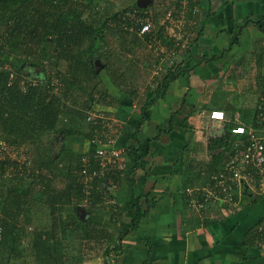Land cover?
Instances as JSON below:
<instances>
[{
  "label": "trees",
  "instance_id": "1",
  "mask_svg": "<svg viewBox=\"0 0 264 264\" xmlns=\"http://www.w3.org/2000/svg\"><path fill=\"white\" fill-rule=\"evenodd\" d=\"M94 2L95 0H0V130L12 150H20L23 149L21 145L30 146L33 143L37 150L33 148L30 150L31 154L35 156L38 153L39 158L37 171L33 169L29 174L24 173L27 177H22L18 183L9 185V182H4L0 185V224L3 227L0 264H20V260L28 257L39 264H65L69 259L65 245L62 244L65 239L79 241V249L72 253L79 255L80 262L84 263L101 255L106 256L108 261L113 250L118 255L123 252L124 237L134 231L148 214L149 209H144L141 202L145 198L149 199L148 193L136 195L133 189L132 197L125 205L121 201L106 205L108 215L115 218L114 221L111 218L107 220L108 215L103 214L105 206L102 207V204H107L109 198L113 197L108 191V180L115 179L123 172L121 169L116 171L117 168L113 169L115 172L109 170L105 176L96 178L92 183V192L87 194L77 172L82 174L81 159L84 155H91L93 148L79 154L68 144L71 140L76 141L77 136L88 138V134L76 125L77 121L87 117L85 109L96 102L111 104L108 88L99 87V83H104L102 70H106L110 80L129 98H134L138 93L139 89L129 87L131 83L126 73L117 72L114 62L109 61L112 54L108 48L105 49L106 33L111 32L118 37L120 51L125 55L136 56L138 51L148 47L150 40L170 46L172 42L166 38L165 25L159 21L170 9L150 15L148 11L156 8L155 0L150 4H155L152 8H140L135 0L113 13L106 11L104 17L93 15L84 18V12L91 9ZM179 4L180 0L175 6ZM134 11L137 19H132L129 15ZM153 17L158 19L159 27L141 35L140 27ZM259 22H262V19ZM238 36L239 33H235L231 44L238 42ZM10 50H22L26 57L15 55V60L9 61L6 56H10ZM97 58L103 61L102 70L93 64ZM117 59L121 61L120 57ZM46 61L50 66L58 68L56 73H47L49 70ZM62 63H65L64 69L60 67ZM187 64L190 65V60ZM189 67L191 68V65ZM189 67H183L177 72L169 70L157 86L156 96L177 77L185 74L186 68L190 70ZM87 82L90 83L89 86L86 85ZM57 87L62 94L53 92ZM74 89L87 94L83 109L70 107L65 101ZM141 112V120L137 126L127 124L121 128V134L125 135V152L129 153L136 166L141 157H133L131 153L141 149L138 146V133L144 119L149 117L144 108ZM251 116L250 121L253 120ZM90 124L94 126L93 123ZM98 124L100 126L102 123ZM234 125L237 124L227 122L225 134L212 139V149L220 151L211 157L213 166L209 174L220 171L227 152L236 148V138L230 132ZM52 133L61 134L64 138L56 155L52 154V144L46 143V136ZM129 138L135 139L137 145L129 146ZM4 164L7 165V161H2V168ZM13 165L18 166V163L15 161ZM25 170L27 173L28 169ZM1 175L5 178L4 174ZM115 180L118 182V178ZM246 194L250 192L245 191ZM254 194L257 196L251 199L250 204L257 205L264 193ZM84 200L90 202L86 206V216H82L78 211ZM32 207L48 209L50 227L36 226L40 228H35L31 233L25 230L24 223L28 225L37 219ZM148 207H152L150 202ZM126 209L131 210L128 221L124 219L126 215H123L126 214ZM189 209L197 212L198 216L205 210L195 207ZM197 219L199 220L200 216L192 217L190 222L195 224ZM118 222L121 224V231L116 235V241L112 242L115 234H110L108 223L118 225ZM263 227L264 214L247 231L245 245L250 246V249L254 247V253L260 244H264ZM110 264L116 263L111 260Z\"/></svg>",
  "mask_w": 264,
  "mask_h": 264
},
{
  "label": "crops",
  "instance_id": "2",
  "mask_svg": "<svg viewBox=\"0 0 264 264\" xmlns=\"http://www.w3.org/2000/svg\"><path fill=\"white\" fill-rule=\"evenodd\" d=\"M190 5L199 7L193 17L197 26L190 44L177 48L173 41L167 46L160 41L150 40L148 43L151 46L160 43L164 52L161 57L156 54L155 60H146L147 67L160 65L159 70L154 68L158 75L154 83L143 88V96L139 93L141 89L131 83V89L139 90L134 98H129L111 81L116 88L115 93L110 92L111 104L96 102L85 113L88 117L92 110H103L99 105L111 108L112 113L104 112L94 126H91L87 117L78 122L80 130L88 134V138H84L90 147L81 151L78 139L68 144L79 154L85 153L94 148V141H97L95 137L104 139L102 130L108 126L104 122L105 116L114 114L117 122L135 127L141 120L143 108L149 115L138 133V146L141 149L131 153L133 157H141L138 165L127 152L116 170L121 169L123 172L116 177L118 182L116 178H111L112 182L108 180V191L113 196L107 201L110 204L121 201L125 205L132 197L133 189L136 195H149V199L141 201L144 209H149L148 214L134 231L124 237L123 252L118 255L113 250L109 254V257L114 254L113 261L116 264H264V244H260L255 253L252 251L254 247L250 249V246L245 245L250 226L242 223V217L251 219L252 207L260 203L250 204L251 199L257 196L254 193H264L260 183L244 185L235 208H228L227 204L209 205L202 215L199 214L200 219L195 224L190 219L199 216L189 209L191 195L188 192V188L198 189L209 180L210 175L205 180L203 173L211 171V157L220 151L212 149L211 141L225 134L220 129L223 125L211 119L210 112L222 109L227 115V122H250L257 101L264 95V25L261 26L264 24V0H191ZM260 19L262 22H259ZM237 32L238 42L231 44ZM180 55L181 61L177 60ZM189 60L191 68L189 64L186 65ZM181 62L182 65L178 66ZM183 67H189L190 70L186 68L185 74L177 77L156 96L157 86L168 71L177 72ZM254 92L256 103L251 106L248 95ZM218 93L220 95L216 97ZM240 94H245L243 100L239 98ZM98 122L102 124L99 126ZM121 132L114 143L117 148L126 145ZM63 139L60 136L55 147L60 148ZM127 144L137 145V142L129 138ZM207 148L209 157L202 160L200 155L202 152L207 154ZM77 175L86 185L85 189L92 192L93 186H87L85 175L78 172ZM245 191L250 194L245 195ZM199 195L196 192L194 194L195 197ZM149 202L152 207H148ZM126 210V214H123L126 217L123 218L128 221L131 210ZM234 216L237 218L234 219ZM262 216L263 213L257 221ZM110 218L108 215L106 219L115 220ZM110 228L111 231L116 228L118 234L121 231L118 225ZM32 263L39 264L34 260ZM84 264L108 263L106 256L101 255Z\"/></svg>",
  "mask_w": 264,
  "mask_h": 264
},
{
  "label": "built area",
  "instance_id": "3",
  "mask_svg": "<svg viewBox=\"0 0 264 264\" xmlns=\"http://www.w3.org/2000/svg\"><path fill=\"white\" fill-rule=\"evenodd\" d=\"M190 2L191 0H180L179 6H174V9L168 11L163 23L166 38L173 41L177 48L190 44L192 39L187 34L186 28L194 24L193 17L197 14L199 7L190 5ZM129 15L132 19H137L135 11ZM152 30V23L147 20L140 27L139 33L144 35ZM195 34L196 32L191 36H195ZM158 45L162 47L160 43ZM254 114L252 121L240 122L231 127L230 132L236 138V148L227 152L222 169L210 174L209 180L203 187L188 188L191 195L189 199L191 207L206 209L209 205L217 203L227 204L228 208H235L238 205L237 197L244 185L257 182L264 188V95L257 101ZM99 117L102 118V115L89 114L87 120L94 124L101 120ZM210 118L220 122L223 125L220 129L226 131L227 115L224 110L213 109L210 112ZM104 122L109 124L107 118L104 119ZM107 130H102L105 135L104 139L101 137L103 141L100 137L94 141L96 144L91 155H84L81 159L82 173L85 175V181L89 187H92L96 178L106 174L109 170L118 168L123 159L121 151L119 152L120 149L114 148L119 134L116 136ZM111 131L113 133V129ZM2 161H7V165L4 164L3 168L1 167ZM15 161L18 166L13 165ZM21 164H26L24 151L22 149L12 150L6 139L0 137V175H6L8 170H14L16 167L21 168ZM85 191L90 194V189H85ZM195 192L200 195L195 197ZM2 236L3 227L0 224V240Z\"/></svg>",
  "mask_w": 264,
  "mask_h": 264
},
{
  "label": "rangeland",
  "instance_id": "4",
  "mask_svg": "<svg viewBox=\"0 0 264 264\" xmlns=\"http://www.w3.org/2000/svg\"><path fill=\"white\" fill-rule=\"evenodd\" d=\"M134 1L135 0H95V2L91 4V6H92V7H90L91 9H87L84 12L83 16H84V18L85 17L87 18V17H90V16L92 17L93 15H94V17H98V18L104 17L106 11L109 12V13H113V12L119 10V9L127 7L129 4H132ZM177 1L178 0H155L156 8L155 9H150L148 11V13H150V15H152L154 12L158 13V12H162V10L164 11L165 9H174V6L176 5ZM154 5L155 4H153L152 6L149 5V7L152 8ZM149 21L152 23V26H153L154 29L155 28L157 29L159 27L158 19H156L155 17H153L152 19H149ZM159 21H160L161 24H163L164 21H165V17L161 18ZM193 25H194L193 27H187L186 28L187 34L190 37H193V36H191V34L192 33L194 34L196 32L197 24H193ZM104 42H105L104 45L106 46L105 49L108 48L109 51L112 54L111 55V59L109 61L110 62L111 61L114 62L115 70H117V72H119V73L122 72V71L125 72L126 73V77L129 79V83H134L137 87H139V89H141V91L139 93H140V95H142L143 88L149 83L153 84L155 78L158 76V75H156L157 72L155 71L154 68L156 67V69L159 70V67H160V65H154L153 67H151V66L147 67V65H146L147 61L146 60H148V59H154V60L157 59V57L155 56L156 54H157V56L161 57V55L163 54V51L161 50V47L159 45H156V44L151 46L152 44L150 45L148 43L147 44L148 47H146L143 51H138L136 56H133V54L125 55L124 53H122V51H120L121 50L119 48L120 47V44H119L120 40L118 39V37L112 35L111 32H107L106 33V40ZM15 55L20 56L22 58L26 57V55L23 54L22 50H14V51L10 50V56H6V57L9 59V61H12L13 59L15 60V58H16ZM117 57H120L121 61H119V59H117L118 60L117 61L116 60ZM181 59H182L181 55L179 57H177V60L181 61ZM102 62L103 61H101L99 58H97V59H94L93 64L95 65L96 68L98 67V69L102 70L103 69ZM180 65H182V62L178 66H180ZM46 67L49 70V71H47L48 74H51L53 72L56 73V71L58 70V68L56 66L55 67L50 66L49 62H47V61H46ZM60 67L62 69H64L65 68V63H62ZM117 72H116V74H117ZM101 77L104 80V83L102 85H101V83H99V85H100L99 87L100 88L107 87L109 92L115 93L116 88L114 87V84L111 82V80L108 79L110 77L107 76L106 70H102L101 71ZM157 79L160 82V79L159 78H157ZM158 81H157V84H158ZM89 84H90L89 82L86 83L87 86H89ZM53 92L54 93H58V95L62 94V91L59 88H55L53 90ZM95 95L97 97V93ZM219 95L220 94L218 93L216 95V97H218ZM255 95H256L255 92L254 93H250L248 95L249 96L248 97V102H249V104H251V106H253V104L256 103L255 102V100H256ZM98 96H99V94H98ZM244 97H245V94H240L239 95V98L241 100H243ZM86 98H87V94L86 93H82L81 91L74 89V90L71 91V93L68 96V98L65 99V101H66L67 105L70 106V107L83 109L84 108L83 104L86 102L85 101ZM233 101H235V99H233ZM230 103L232 104V102H230ZM92 106H94V103L92 104ZM99 106H101V108L103 110H101L99 112L92 110L90 113L93 114V115H96V116L97 115H104V112L112 113V109L111 108H105L102 105H99ZM105 117L111 123V124L110 123L108 124V126H107L108 130L107 131L110 132V134H114V135L117 136L121 132V128H123L125 124L122 123V122H117V117L114 114H111V115H108V116H105ZM75 119H77V118H75ZM202 120H203V117H202ZM202 120H201V125L203 127L204 124L202 123ZM78 122L79 121L76 122L77 126H78ZM111 129H113V133H112ZM198 135L199 134L196 135V138L198 137ZM60 136H62V135L61 134H57V133L48 134L46 136V143H50L53 146V151H52L53 153L51 152L52 154H55V155L57 154L56 152L59 149V147L56 146L58 149H54V148H55V145H58V139L60 138ZM200 136H202V134H200ZM0 137H3V132H1V130H0ZM76 138H78L79 144H81V147H80L81 151H84L85 149H88L90 147L89 142L83 136H77ZM95 138L98 139L99 137H95ZM194 139H195V137H194ZM202 139L204 140L205 138H203V136H202ZM101 141H103L102 138H101ZM20 147L23 148L22 150L24 151V154H25V157H26V164H21V168L18 167V168L14 169V170H8V174L5 175V178H4V176L1 175L0 179L3 178V180H0V185H1V183H4V182H6V183L9 182L8 183L9 185L12 184L13 182L18 183L22 177H23V179L25 177H27V176H24L25 174H29V173L33 172V169H35L37 171L38 165H39V158L37 157L38 153L35 156H33L31 154V151H32L33 148H35L37 150L36 145L31 143L30 146L21 145ZM114 148L117 149L116 146H114ZM119 149L118 150H119V152L121 151V155H125V153H126L125 152V147L124 148L123 147H119ZM205 151H206L207 154H205V152H202V154H201L202 156L200 155V158L202 160L205 157H209L208 148L205 149ZM124 159L122 161H124ZM26 168L28 169L27 173L24 172V171H26L25 170ZM13 171H19L21 173H19V172L18 173H12ZM203 175H204L205 180H206L207 177L210 174L207 173L206 171H204ZM24 183H28V181H24ZM112 204H110L109 202H107V204L106 203L102 204V207L105 206L104 211L102 210L104 212L103 213L104 215H108L109 214L106 205L110 206ZM87 205H89V203H87V202H83L82 204L79 205L78 211H80L79 214H81L82 216L84 215L83 213L88 212L87 209H86ZM33 210L36 213V216H34V217L37 218V219L34 220L33 223H30L28 225H27V223H24V226H26L25 230H27V232L31 233L32 231L35 230V228H40V227H36V226H48V227H50V221L51 220L49 218L50 214H49L48 209H45V208L44 209H41V208L34 209V207H32V211ZM262 213L264 214V196H263L262 200L260 201L259 205H257L256 207H252L251 215H253V216H251V219L249 217H242V223L244 225H246V226H252L254 224L253 222H257V218H259ZM86 215H87V213H86ZM28 217L30 218V216H28ZM121 218H123V216H121ZM236 218L237 217L234 216V219H236ZM239 218H241V216ZM242 223L240 222V224H242ZM119 225H120V222L118 223V226ZM109 226L116 227V225H114L113 223H108V227ZM239 228L243 229V227H239ZM117 231L118 230H116V228H115L110 233L112 235L115 234V236H114L115 239L112 242L116 241V235L118 234ZM26 243H23V244L26 245ZM62 244L65 245L64 246L65 247V252L69 256V259L66 260L65 264H84L82 261L81 262L79 261V255H74L72 253L75 250H78L79 247H80L78 240L72 242L71 240L65 239V240H63ZM113 255L114 254L110 255V257H109V259L107 261L108 264H110L111 260L115 259V257ZM120 259L121 258H119L118 260H120ZM32 261H33V259H31V257H28L27 259H23L22 261L20 260L19 263L20 264H22V263L23 264H33Z\"/></svg>",
  "mask_w": 264,
  "mask_h": 264
},
{
  "label": "water",
  "instance_id": "5",
  "mask_svg": "<svg viewBox=\"0 0 264 264\" xmlns=\"http://www.w3.org/2000/svg\"><path fill=\"white\" fill-rule=\"evenodd\" d=\"M151 3H152V0H137V5L140 8L148 7ZM55 149H57V147H55ZM86 213L87 212L83 213L84 216H86Z\"/></svg>",
  "mask_w": 264,
  "mask_h": 264
}]
</instances>
